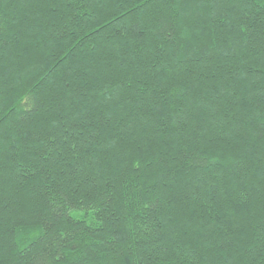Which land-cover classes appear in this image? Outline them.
<instances>
[{
	"label": "trees",
	"instance_id": "16d2710c",
	"mask_svg": "<svg viewBox=\"0 0 264 264\" xmlns=\"http://www.w3.org/2000/svg\"><path fill=\"white\" fill-rule=\"evenodd\" d=\"M138 4L140 0H0V134L7 150L0 158L6 220L0 264H28L33 253L41 252L46 253L47 264H73L80 257L83 264H264L260 206L264 139L257 134L264 106L256 107L264 94V35L259 21L251 30H242L235 19L231 24L224 20L220 28L208 27L206 12L193 13L189 8L176 23L181 35L192 32V39L187 44L178 41V52L177 44H170L171 61L168 56L157 57L152 76L143 71L133 48L140 34L136 22L144 14L143 5L137 8ZM233 15L240 17L241 12ZM115 76L123 84L131 82L123 109L104 101ZM173 83L179 84L180 92ZM77 89L95 99V108L85 103L93 114L101 108L115 114L111 123L105 117V123L99 124L102 149L112 144L113 133L127 134L126 148L117 144L116 151L100 153L112 161L110 179L115 181V187L104 193L111 204L104 207L97 201L106 219L77 211L87 207L85 197L77 198L72 216L61 219L57 227L65 237L75 235L77 243L83 239V245L76 253L55 245L37 252L45 230L39 218H47L48 211L29 201L35 181L20 179L25 169L32 168L30 154L11 149L18 144L23 147L21 122L29 118L35 103L46 105L50 98H63ZM185 90L187 95L182 96ZM23 127L27 131V125ZM193 150L201 157L223 161L219 170L229 186L221 189V200L227 204H217L216 196L207 194L203 202L164 203L165 194L174 195L182 181H189L191 187L199 184L195 176L181 170V159ZM231 158L245 162L246 179L238 175V165L229 163ZM138 159L144 161L139 173L135 171ZM121 164L127 169L126 179L121 177ZM241 185L250 194L248 206L239 203ZM158 197L160 207L153 216ZM229 213L239 222L238 233L229 228ZM18 217H24L25 224L16 229ZM13 230L19 235L18 244L13 243ZM158 230L160 235H154ZM25 245L33 249L27 258L21 252L26 251ZM89 247L94 258L91 253L85 255ZM61 255L63 260L58 259Z\"/></svg>",
	"mask_w": 264,
	"mask_h": 264
},
{
	"label": "snow or ice",
	"instance_id": "6c2138e0",
	"mask_svg": "<svg viewBox=\"0 0 264 264\" xmlns=\"http://www.w3.org/2000/svg\"><path fill=\"white\" fill-rule=\"evenodd\" d=\"M36 2L47 3L48 0H36ZM140 4L143 5L144 14L142 21L136 22V29L140 34L135 38L133 48L139 54L136 59L143 63V71L150 72L152 76L155 75L156 58L159 57L163 60L165 56H168L171 51L170 44H177L178 41L187 44L192 39L193 33L184 32L181 35V28L176 23L177 19L183 20L187 16L189 8L193 13L206 12L205 23L208 27L215 25L220 28L224 20L231 24L235 19L242 30L244 28L251 30L254 21L258 20L261 34L264 35V0H140ZM140 4L137 5V8H140ZM245 8L247 11H243ZM237 11L241 12L240 17L233 15ZM193 26H195V21H193ZM214 35L218 34L214 32ZM196 50L199 51V48L197 47ZM175 51H179L178 44ZM171 59L172 57L168 56V60L171 61ZM187 62L191 63V61ZM135 69L134 65L133 70L135 71ZM176 75L179 76V73ZM171 86L180 92L179 84L173 83ZM130 87L131 82L123 84L121 78L115 76L110 85L111 93L109 94L108 90H105V103L123 109L126 103L125 92ZM144 87L146 88L147 84ZM181 95L186 96L187 91L185 90ZM82 96L85 97L84 101L80 99ZM85 103L91 108L96 106L95 99L88 97L82 89L70 92L63 98L52 97L46 105L40 102L35 103L28 113L29 118L21 122L19 135L25 137L23 147L18 144L14 149H11L14 153L25 151L30 154L32 168L30 171L25 169L20 179L35 181L29 189V201L38 203L48 211L47 218H39L40 222L45 225V230L41 231L43 239L40 240L37 252H41V249H50L55 245L61 251L67 246L70 247L71 253H76L78 248L83 245V239L77 243L75 235L65 237L57 227L61 219L72 216V210H76L77 198L85 197L87 201V207H82L77 211L95 213L101 220L106 217L104 209L97 207V201L101 202L104 207L111 204V199H104V193L108 188L115 187V181L110 179V173L113 171L112 161L100 153L116 151L117 144L121 148H126L124 139L127 134L117 137L113 133L112 144L108 148L102 149L99 124L105 123V117L107 122L111 123L115 119V114L111 111L105 113L103 108L93 114L88 108H85ZM261 106H264V94L256 102L257 108ZM37 113L39 115H36ZM177 116L180 117L181 113H177ZM33 117L35 118L33 119ZM120 120L122 122L123 117H120ZM177 122L181 123L180 120ZM23 125H27V131L24 130ZM196 131L199 132V129L197 128ZM257 134L261 139H264V121H261V127ZM6 155L7 150L4 148L2 134H0V158ZM143 162L140 159L137 160L135 166L137 173L140 172ZM148 163L151 162L148 161ZM180 163L181 170L195 176L199 184L191 187L189 181H182L177 186L174 195L165 194L164 203L173 204L174 200L183 202L185 199H199L203 202L204 196L207 194L209 197L215 195L217 204H227L226 199L221 200L223 195L221 189L229 186L225 173L219 170L223 165L222 160L201 157L197 150H193L191 155H184ZM229 163L238 165V175L242 179H246L247 166L243 160L231 158ZM260 167L264 172V158L260 160ZM120 169L122 179H126L123 176L127 170L125 165L121 164ZM136 178L139 179V176ZM4 181L5 172L3 168H0V237L3 236L6 226L2 211L5 196ZM261 181L264 182V175L261 176ZM155 183L156 181L153 180L152 184L155 185ZM165 183L167 184V181ZM18 187L22 189L23 185H18ZM240 187L239 203L248 206L251 203L250 194L243 185ZM228 195L230 196L231 192ZM141 203L143 202L141 201ZM260 206L261 211L264 212V198H262ZM158 207H160L159 197L152 208L153 216L157 215L156 208ZM228 215L230 230L238 233L239 222L232 213ZM80 218L76 216V219ZM22 224H25V218L18 217L16 229ZM156 224L159 229V219ZM7 227L11 229L12 225L7 224ZM100 230L103 231L102 228ZM261 231L264 232V227ZM12 234L13 243L18 244L17 231L13 230ZM154 235L159 236V230ZM261 243L264 244V240H261ZM29 244H33L35 247L33 241H29ZM113 248H115V244H113ZM25 249L26 251L21 249V252L27 258L33 249L28 245H25ZM89 253L94 258L91 247L85 255ZM249 254H251V249H249ZM45 256V252H41L39 256L33 253L28 264H47ZM64 258L63 255L58 257L60 260ZM73 264H83V257L74 260Z\"/></svg>",
	"mask_w": 264,
	"mask_h": 264
}]
</instances>
